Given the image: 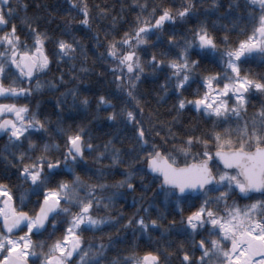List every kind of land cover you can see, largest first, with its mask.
I'll return each mask as SVG.
<instances>
[{
  "label": "snow or ice",
  "instance_id": "1",
  "mask_svg": "<svg viewBox=\"0 0 264 264\" xmlns=\"http://www.w3.org/2000/svg\"><path fill=\"white\" fill-rule=\"evenodd\" d=\"M66 3V14L58 27L68 39H54L44 26L51 22L49 18L20 17L28 4L23 0H0V134L8 138L4 149L7 155H0L5 165L0 174V264H102L107 260L106 246H85L83 234L102 231L110 222L96 213L101 208L109 210L117 193H104L121 188L136 191L132 183L136 172H146L160 182L165 204H174L180 220H169L165 228L162 221L167 220L166 214L161 212L152 218L149 209L155 205L149 204L138 209L124 227L142 235L152 230L161 231L166 239L172 234L182 239L169 240L166 246L142 255L133 251L109 264H172L173 257L179 264H264V107L250 119L242 116L247 113L249 97L264 94V76L253 78L241 69L251 57L264 58V0H247L253 10L258 6L259 15L245 11L234 16V26L239 27L243 37L234 43L228 35L218 38L205 21L199 20L198 0H185L179 7L152 4L150 11L147 3L138 4L141 13L148 12L147 18L138 15L122 35L119 31L109 33L103 41L98 35L94 37L105 49L98 58L110 61L107 71L116 88L135 102L132 109L122 107L116 111L105 96L97 101L98 108L113 109L107 121L121 123L129 130L131 152L114 147L112 141L94 146L90 131L80 125L58 128L63 147L33 140L38 133L41 137L48 133L50 121L40 119L38 110L21 101L42 89L40 77L50 71L53 59L57 63L74 61L78 50L86 59L85 46L73 32L76 18L72 12L80 13L79 24L90 30L92 18L87 3ZM210 6L215 10L221 7L219 0H211ZM43 8L47 11L46 4ZM240 8L239 0H232L225 18L233 17ZM100 15L107 17L108 13L102 11ZM112 24L115 27L116 17ZM177 28L183 29L181 39H177ZM152 37L157 42L153 47L166 44V49L152 54L145 65L140 52H147ZM50 44L55 46L51 52ZM206 62L216 64L220 70L204 69L207 74L201 73ZM146 67L163 74L160 89L165 95L171 90L176 97L177 115L189 108L212 120V128L199 134L192 128L178 138L167 126H147L135 95ZM80 71L89 70L81 67ZM59 81L63 83V76ZM194 84L192 98H188L185 93ZM48 85L56 86L52 82ZM70 94L75 100L76 90H70ZM79 102L89 105L87 97ZM86 153L94 154L96 164L105 159L110 164L93 171L87 166ZM132 153V159L124 158ZM137 162L146 167L118 173L124 179L114 184L102 182L113 169L118 172L124 164L134 169ZM77 168L87 179L77 173ZM12 169L15 183L8 175ZM92 177L95 182H91ZM141 187L145 192L149 190L143 181ZM234 196L252 202L241 206ZM184 205L190 213L187 216ZM141 210L144 215L139 214Z\"/></svg>",
  "mask_w": 264,
  "mask_h": 264
},
{
  "label": "trees",
  "instance_id": "2",
  "mask_svg": "<svg viewBox=\"0 0 264 264\" xmlns=\"http://www.w3.org/2000/svg\"><path fill=\"white\" fill-rule=\"evenodd\" d=\"M28 4L27 11H20L19 16L24 15L47 17L51 20L50 23L44 26L49 30L50 34L55 39L57 36L68 39L67 36H62V28L58 25H62L61 18L65 16V10L68 8L66 0H23ZM87 3L90 16H91V29L83 28L79 24V20L82 18L80 13L73 11L72 16L76 19L73 24L74 35L85 46L86 59L83 55L77 54V58L74 61H68L67 59L61 60L59 63L53 59V63L50 65V71L46 75H41L40 82L43 85L39 92H34L30 99L21 101L29 106L33 110H38L40 119H47L50 121L48 124V133L41 137V134L33 136V140L36 143H57L62 145V138L58 135V128L68 129L75 128L77 125L85 126L91 133L93 138V144L104 145L108 141H112L114 147L121 149L123 152H131L133 143L129 139L130 132L121 123H113L107 121L106 117L113 109H105L103 106L97 107L98 97L103 95L108 98L113 105H115L116 111H119L122 107L133 108L134 101L130 102L125 92L116 88L113 83L112 75L107 71L110 66V61L98 58L99 53H103L105 49L97 45L95 36H99L103 41L106 34L119 31L122 35L123 30L130 29L138 15L148 16V12L141 13L138 4L147 3L149 5V11L152 4L164 3L167 6L179 7L185 2V0H84ZM221 7L218 10L213 9L211 0H198L197 13L199 20L205 21L208 24L209 30L219 38L225 35L229 36V39L234 43L238 39H242L239 35V27L234 26L237 24L234 20V16L238 13L245 11L259 15L258 6L255 10L248 7L247 0H239L241 8L235 10L233 17H226V10L232 3V0H219ZM47 5V11L43 8V5ZM40 5L41 7H37ZM106 11L107 17L101 16L100 13ZM51 16L48 17V14ZM116 17V24L113 27L112 18ZM18 28L20 20L16 21ZM187 27H193L192 24H188ZM227 30V31H226ZM177 39L182 38L183 29L177 28ZM166 35V34H165ZM23 38V36H22ZM119 38V37H117ZM155 37H152L149 45L147 46V52L141 51L140 56L142 62L147 65L152 54H159L166 49L165 45L153 47L156 44ZM49 51L54 49V44H50ZM197 58L198 57H194ZM81 67L87 68L89 71L81 72ZM204 69H209L213 72L220 69L214 63H204L201 67V73H204ZM242 72H247L253 78H259L264 76V58L260 56H254L248 59L247 63L241 65ZM207 74V73H204ZM63 76V83H60L59 77ZM163 74L154 73L152 69L146 67L145 73L141 78L140 83L137 85L136 97L140 101V107L144 110V122L147 126L155 125L157 128L167 126L171 128L177 137H183L184 132L196 128L199 131H208L212 128V120L204 118L200 113L186 108L177 115L175 108L176 97L172 91L169 90L168 94L160 89V83H163ZM48 82L54 83L55 88H51ZM34 86V85H33ZM196 88L194 84L189 92L185 93V96L192 98L190 92ZM70 90H76V99L70 94ZM87 97L89 100L88 106L80 104V100ZM231 103V102H230ZM264 107V94L256 93L251 95L248 99L247 113H242L245 119H250L254 113L258 112ZM233 126H235L233 124ZM165 131L161 132V136L165 135ZM159 139V138H157ZM6 145L0 147V155H7L4 151ZM135 154L132 153L129 156H125V159H132ZM11 159V157H8ZM87 166L95 171L96 168L103 167L110 164V160L105 159L101 164H96L94 161V154L92 156L85 154ZM4 162L0 160V174L4 169ZM146 166L143 163L137 162L134 169H129L127 164L119 166L118 172L113 169L111 173H107L105 179L102 182L109 185L124 179L123 175L118 173L126 171H135L136 169H143ZM15 170L9 171L8 175L12 176ZM107 172V169H105ZM77 173L82 178L87 179L79 168ZM64 179H71L70 176L63 177ZM12 180L15 183V176H12ZM96 178L92 177L91 182H95ZM141 181L148 187V191L145 192L141 187ZM132 183L136 185V191H129L127 188L121 189H109L104 193L105 196L117 193L114 196L113 205L109 210L105 211L101 208L96 215L108 219L110 222L103 226L102 231H87L83 234L85 246L89 243L92 245L104 244L106 246L107 260L102 261V264H109V261L129 256L133 251L138 254H143L146 251H150L157 246H166L167 241H176L182 239L172 234L167 237L161 236V231L149 230L147 235H142L134 228H125L124 225L128 219L137 214L138 209L146 208L149 204H154L155 207L150 208V214L152 218H156L159 213L163 212L167 216V220L162 221L163 226L168 227V221L175 218L177 222L180 220L179 214L175 212L174 204L169 201L165 204V198L163 192H159V181L155 180L150 174L146 172H136L133 177ZM27 187V186H25ZM210 196L218 195V193H210ZM143 197V199H142ZM32 199H35L34 197ZM241 206L252 201L241 200L239 196H234ZM232 201H229L231 203ZM133 203V205L131 204ZM198 204L199 201H196ZM184 215L189 213L188 206L184 205ZM140 215H144L141 210ZM179 226V225H177ZM34 239H46L47 237H33ZM111 241V243H110ZM199 252L196 253L198 257ZM172 264H179V260L176 257L172 258Z\"/></svg>",
  "mask_w": 264,
  "mask_h": 264
},
{
  "label": "flooded vegetation",
  "instance_id": "3",
  "mask_svg": "<svg viewBox=\"0 0 264 264\" xmlns=\"http://www.w3.org/2000/svg\"><path fill=\"white\" fill-rule=\"evenodd\" d=\"M4 102H11V101H4ZM7 144H8L7 135L6 134L0 135V147Z\"/></svg>",
  "mask_w": 264,
  "mask_h": 264
},
{
  "label": "water",
  "instance_id": "4",
  "mask_svg": "<svg viewBox=\"0 0 264 264\" xmlns=\"http://www.w3.org/2000/svg\"><path fill=\"white\" fill-rule=\"evenodd\" d=\"M0 135H2V134H0ZM151 177H153L152 175H150ZM129 191H131V190H129ZM160 191V190H159ZM161 192V191H160ZM258 195V194H257ZM132 205H133V203H131Z\"/></svg>",
  "mask_w": 264,
  "mask_h": 264
},
{
  "label": "bare ground",
  "instance_id": "5",
  "mask_svg": "<svg viewBox=\"0 0 264 264\" xmlns=\"http://www.w3.org/2000/svg\"><path fill=\"white\" fill-rule=\"evenodd\" d=\"M158 190H159V187H158ZM160 192V191H159Z\"/></svg>",
  "mask_w": 264,
  "mask_h": 264
}]
</instances>
